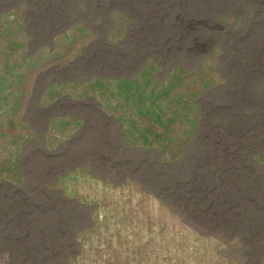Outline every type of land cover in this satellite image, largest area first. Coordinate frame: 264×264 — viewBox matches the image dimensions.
<instances>
[{"label":"rangeland","instance_id":"374dc122","mask_svg":"<svg viewBox=\"0 0 264 264\" xmlns=\"http://www.w3.org/2000/svg\"><path fill=\"white\" fill-rule=\"evenodd\" d=\"M0 264H264V0H0Z\"/></svg>","mask_w":264,"mask_h":264}]
</instances>
